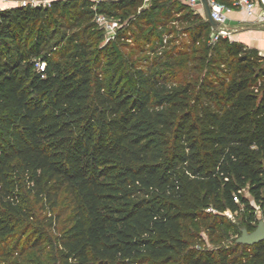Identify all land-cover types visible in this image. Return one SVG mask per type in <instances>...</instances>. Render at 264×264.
<instances>
[{
  "label": "trees",
  "instance_id": "1",
  "mask_svg": "<svg viewBox=\"0 0 264 264\" xmlns=\"http://www.w3.org/2000/svg\"><path fill=\"white\" fill-rule=\"evenodd\" d=\"M135 1L56 0L0 10V241L31 218L25 188L49 201L63 188L76 199L72 224L54 240L38 233L34 239L51 243L50 251L34 262L20 252L22 261L264 264V240L235 241L252 249L237 262L234 251L192 245L188 229L241 206L248 214L241 230L257 225L255 206L264 208V56L219 38L212 48L218 76L185 60L163 65V74L147 60L127 58L131 82H123L101 68L107 47L90 49L88 32L95 11ZM67 12L70 23L83 25L70 36V61L61 64L62 48L48 46L46 27ZM198 21L194 40L211 32L202 15ZM129 26L116 30L110 46L124 45Z\"/></svg>",
  "mask_w": 264,
  "mask_h": 264
},
{
  "label": "rangeland",
  "instance_id": "2",
  "mask_svg": "<svg viewBox=\"0 0 264 264\" xmlns=\"http://www.w3.org/2000/svg\"><path fill=\"white\" fill-rule=\"evenodd\" d=\"M21 1H26L31 6L45 7L56 0H0V10L20 6ZM157 3L156 7H153L152 0H136L135 3L118 8L106 5V14L102 15L112 26V30L96 22L95 14L100 13L95 11L90 20L94 27L88 32L90 34L88 44L92 50L107 47L101 62V68L105 73L122 75L123 82H131V73L125 61L129 58L132 61L147 60L150 64H155L152 67L153 71L163 74L167 72L164 71L166 68H163V65L173 60H185L187 66L196 65L209 75H220L218 69L222 68V65L215 62L217 52L212 51L215 43L211 40V33L205 31L195 40L190 35L198 25V17L201 16L199 11L184 0H158ZM95 9L97 10V7L94 6L93 10ZM66 14L62 15L63 19L59 23L52 19L46 27L48 46L59 44L55 47L62 48L61 64L70 61L68 56L74 49L70 36L83 25L79 20L70 23L68 12ZM128 23L130 26L121 40L124 45L120 49L117 47L119 50L113 43L110 46L109 42H112L116 30ZM112 49L113 53L110 52ZM243 193L248 196L245 191ZM25 197L31 218L23 222L22 228L14 237L0 241V264L20 261L22 264H30L19 259L20 254L33 262L43 258L50 251L52 244L41 241L40 236L54 240L61 230L72 224L76 199L68 190L60 189L54 199L49 201L39 195L30 194L25 188ZM254 211L257 219H264V208L255 206ZM247 215L241 206L236 213L225 212L223 216H216L210 220L194 221L188 228L192 234L190 242L200 249L234 251L232 258L237 262H243L252 249L237 246L235 241L241 234L240 230L245 225ZM38 233L39 238L34 239ZM29 244L30 247H27Z\"/></svg>",
  "mask_w": 264,
  "mask_h": 264
},
{
  "label": "built area",
  "instance_id": "3",
  "mask_svg": "<svg viewBox=\"0 0 264 264\" xmlns=\"http://www.w3.org/2000/svg\"><path fill=\"white\" fill-rule=\"evenodd\" d=\"M188 5L194 8H198L199 13L203 16V9L201 0H184ZM210 9V17L217 22L218 26L216 29H211V40L216 42L219 38H226L230 41L229 33L223 28L227 22V13L230 10V6L223 2L217 0H207ZM21 6L27 5L26 1L20 2ZM231 5L241 7L247 16L253 17L257 22H264V0H232ZM258 5L260 8V13L255 14V6ZM204 17V16H203ZM95 20L97 23L101 24L102 27L105 25L108 29L112 30V26L107 22L102 14H95ZM232 42V41H230ZM40 63L38 66L39 70L42 71L44 66ZM237 200L236 198H234Z\"/></svg>",
  "mask_w": 264,
  "mask_h": 264
},
{
  "label": "crops",
  "instance_id": "4",
  "mask_svg": "<svg viewBox=\"0 0 264 264\" xmlns=\"http://www.w3.org/2000/svg\"><path fill=\"white\" fill-rule=\"evenodd\" d=\"M229 6L227 22L223 28L229 33L230 41L254 48L259 51L260 55L264 56V22H257L254 16H247L239 6L231 4ZM254 10L256 15L260 13L258 5L255 6Z\"/></svg>",
  "mask_w": 264,
  "mask_h": 264
},
{
  "label": "water",
  "instance_id": "5",
  "mask_svg": "<svg viewBox=\"0 0 264 264\" xmlns=\"http://www.w3.org/2000/svg\"><path fill=\"white\" fill-rule=\"evenodd\" d=\"M203 16L210 28L216 29L218 24L210 17V9L207 0H201ZM264 240V220L259 219L256 227L252 231H247L243 228L241 235L236 239L237 244L241 245H254Z\"/></svg>",
  "mask_w": 264,
  "mask_h": 264
}]
</instances>
